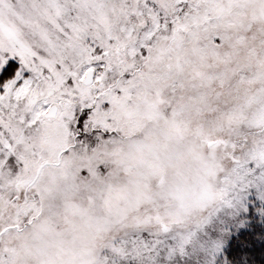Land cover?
I'll return each mask as SVG.
<instances>
[{"label":"snow or ice","instance_id":"1","mask_svg":"<svg viewBox=\"0 0 264 264\" xmlns=\"http://www.w3.org/2000/svg\"><path fill=\"white\" fill-rule=\"evenodd\" d=\"M0 264H264V0H0Z\"/></svg>","mask_w":264,"mask_h":264}]
</instances>
